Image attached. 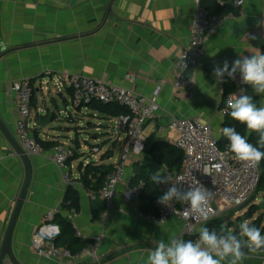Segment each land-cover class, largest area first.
Listing matches in <instances>:
<instances>
[{"label": "crops", "instance_id": "obj_1", "mask_svg": "<svg viewBox=\"0 0 264 264\" xmlns=\"http://www.w3.org/2000/svg\"><path fill=\"white\" fill-rule=\"evenodd\" d=\"M195 11L194 0H0L1 122L20 144L12 112L13 83L29 79L35 93L32 119L57 111L45 129L32 123L34 130L42 140L66 144L78 152L69 164L70 183L50 161L53 147L45 148L40 156L26 153L32 176L12 233V258L6 255L2 264H59L31 248L32 235L49 210L69 218L80 238L92 242L102 237L96 257L87 254L77 264H146L158 241L180 237L178 220L164 225L150 219L156 209L142 208V200L141 212L135 209L126 195V182L103 218L102 188L97 192L87 187L83 171L88 156L97 164L115 166L124 135L117 132V117L93 105L72 110V92L65 82L71 75L81 74L157 98L161 110L146 127V143L131 153L127 176L139 171L154 140L171 143L175 135L157 129L173 116L201 117L221 137L225 117L220 108L225 106L226 95L213 67L224 60L231 64L257 50L264 53V0H244L236 18L210 37L204 58L189 71L195 84L180 92L174 87L173 72L180 51L189 44ZM235 88L237 94L245 88L256 106L264 107V95L256 94L250 85ZM93 146H99L100 152L90 153ZM26 176L22 156L0 128V253ZM70 186L78 191L79 211L63 206ZM245 252L241 264H264V250Z\"/></svg>", "mask_w": 264, "mask_h": 264}, {"label": "built area", "instance_id": "obj_2", "mask_svg": "<svg viewBox=\"0 0 264 264\" xmlns=\"http://www.w3.org/2000/svg\"><path fill=\"white\" fill-rule=\"evenodd\" d=\"M194 2L196 11L191 26L190 41L180 51L173 72L174 87L180 92L188 90L195 84V78L189 74V71L204 58L210 37L218 32L226 21L237 16L234 11L224 14L214 13L207 4L215 2L224 7L231 2L239 9L244 4V0H194ZM227 79L228 77L225 75L222 82L218 81L223 93ZM232 81L236 88L244 85L241 83L239 74ZM65 85L72 92V110L89 106L95 101L117 103L127 110L126 114L116 118L117 132L124 135V141L119 159L107 174L99 195L104 202L102 215L105 218L113 208L120 185L126 182L128 200L134 204L138 212H141L139 203L145 184L143 181H139L132 185L133 176H127L126 170L131 153L135 148L146 143V127L156 119L161 110L157 98H148L123 86L81 74L66 78ZM13 90L15 100L12 112L16 120L20 145L27 154L40 156L44 153L45 148L35 136V130L32 126L34 86L29 79L22 78L14 81ZM232 93H236V90L226 95L225 106L220 108L224 117L230 111L228 100ZM157 131L173 133L175 137L171 139V143L184 154L181 170L165 174V176H168L172 183L183 184L185 188L188 185H195L198 181L202 186L211 190L214 196L205 209L207 219H204L199 213H191L188 206L183 203L173 201L171 206H165L158 203V198L154 201L156 213L150 214L148 216L150 219L164 225L171 220H178L182 227L180 237L184 240L191 237L195 241L198 239L201 227L215 218L249 203L260 183L259 166L247 165L236 160L228 148L229 141L221 146L220 137L216 135L208 122L201 117L181 118L173 116L167 125L158 127ZM99 152L100 149L97 146L90 149V153ZM74 153L73 147L62 143L53 146L50 153V161L63 171V178L66 183L71 182L69 164ZM88 157L87 162L90 161ZM205 169L208 170L209 175L204 174ZM169 186L162 184L159 189L163 193ZM58 213V210H49L45 214L42 224L33 233L31 248L34 252L42 258L59 264H77L87 254L96 257L102 237L96 238L82 252L77 254L57 245L56 240L61 233L60 225L56 223Z\"/></svg>", "mask_w": 264, "mask_h": 264}, {"label": "clouds", "instance_id": "obj_3", "mask_svg": "<svg viewBox=\"0 0 264 264\" xmlns=\"http://www.w3.org/2000/svg\"><path fill=\"white\" fill-rule=\"evenodd\" d=\"M251 39H256L250 35ZM239 74L242 84L250 85L254 92L264 95V53L257 50L251 56H241L232 61L224 60L213 67V75L217 81L222 82L225 75L230 79H236ZM228 113L231 118L246 126L248 135L253 132L259 135L257 144L249 143L246 136L241 135L234 127H223L221 132L229 141L228 148L234 154L236 160L256 166L264 160V107H257L253 98L247 94L245 88L239 93L229 95ZM208 174V170H204ZM153 184L170 185L158 198V203L171 206L173 201L188 206L191 213H199L207 219L205 211L214 193L202 186L198 181L195 185L175 184L168 176L159 171L150 177ZM214 183V182H213ZM248 253H256L264 250V235L260 228L244 221L239 225V233L234 234L231 229L221 227L216 229L201 227L198 239L184 240L181 237L172 236L167 242L158 241L155 249L147 255L146 264H241Z\"/></svg>", "mask_w": 264, "mask_h": 264}, {"label": "trees", "instance_id": "obj_4", "mask_svg": "<svg viewBox=\"0 0 264 264\" xmlns=\"http://www.w3.org/2000/svg\"><path fill=\"white\" fill-rule=\"evenodd\" d=\"M207 6L210 10H212L214 13L217 14H224L230 11H234L236 14L239 13V8L235 7L231 2L227 3V5L224 7L217 5V3L215 2H209ZM234 88L235 87L233 81L230 78H228L225 83L224 94L227 95L228 93L233 92ZM34 94L32 96V103L34 99ZM91 105H93L95 109H98L99 111L111 115L113 117H119L127 113V110L123 106L117 103H103L100 101H95ZM223 127H234L237 132H239L243 136H246L249 143L259 147V145L257 144L259 135L255 132H253L251 135H248L246 131V126L233 120L229 114L225 116ZM35 136L38 138V140H40L44 148H51L57 144L55 142L42 140L39 137V132L36 128H35ZM219 141H220V145L223 146L228 140L226 137L221 135ZM74 150L75 153L73 159L78 157L77 149L74 148ZM261 151H264V148H262ZM183 157H184L183 152L177 147H175L172 143L163 140H154L152 142L149 150L147 151L145 160L141 163L139 167V171L133 175L131 180L132 185H135L139 181H143L145 184L141 194V200L143 202L142 208L154 209L155 199L159 198V196L163 194L159 189L160 185L153 184V182L151 181L150 179L151 175L157 171H159L162 175L179 172L182 167ZM258 166L260 169V183L258 186V190L264 191V160H261ZM113 167L114 166L112 164H97L95 161L92 160L89 161L83 171L82 179L84 184L87 187H90L91 190L96 189L98 192V190L103 188L106 176L113 169ZM91 176L94 177L93 178L95 179L94 182L91 179ZM91 184L94 186L93 188H91ZM63 206L71 210L74 209L75 211H79L80 209L79 194L78 191L73 186H70L68 188L66 196L63 201ZM56 220L61 228V234L56 240L58 246L69 249L71 250L72 253L77 254L82 252L91 242L90 240H84L79 236H77L76 231L69 218H64L60 216V214L58 213ZM260 221L261 219L258 218L250 225H254L260 228L261 225ZM226 223H227L226 219L222 217H217L214 220L210 221L208 224H206L204 227H208L209 229L214 228L219 232L221 227L230 229V226L227 225ZM233 232L234 234H238L239 226H237V228L233 230ZM261 233L262 235H264V227L261 228ZM186 240H192V238L188 237L186 238ZM244 251H247V249H244Z\"/></svg>", "mask_w": 264, "mask_h": 264}, {"label": "water", "instance_id": "obj_5", "mask_svg": "<svg viewBox=\"0 0 264 264\" xmlns=\"http://www.w3.org/2000/svg\"><path fill=\"white\" fill-rule=\"evenodd\" d=\"M56 112L57 111L54 110V111L46 114L47 115L46 117L36 116L34 119H32V123H34L38 127V129L39 128L40 129L41 128L45 129L54 120V117L56 116ZM0 128L4 132V134L8 137V139L11 141V143L13 144V146L15 147L17 152L22 156V158H23V160L25 162L26 171H27L26 181H25L24 187L22 189V192H21L19 201L17 203V206L15 208V212L13 214V217H12L11 223L9 225V229H8V232H7V235H6V238H5L1 253H0V264H2V262H3V260H4L6 255H9L12 258V249H11L12 233H13L16 221L18 219L19 212L21 210L22 204H23V202H24V200L26 198V194H27L28 187H29L30 180H31V176H32V169H31L30 161H29V158H28L26 152L23 150V148L17 142V140L6 129V127L1 122V120H0ZM260 209L264 210V202H262L260 204Z\"/></svg>", "mask_w": 264, "mask_h": 264}, {"label": "rangeland", "instance_id": "obj_6", "mask_svg": "<svg viewBox=\"0 0 264 264\" xmlns=\"http://www.w3.org/2000/svg\"><path fill=\"white\" fill-rule=\"evenodd\" d=\"M118 152H119V148H118ZM262 202H264V191H259L257 188L255 194L252 196V198L250 199L247 205L232 210L227 214L221 215L220 217L228 220L226 224L230 226L231 230H235L237 226H239L240 223L244 221H248L251 224L258 218H260L261 219L260 230H261V228L264 227V210L260 209V204ZM237 210H239V212L238 214H235Z\"/></svg>", "mask_w": 264, "mask_h": 264}]
</instances>
